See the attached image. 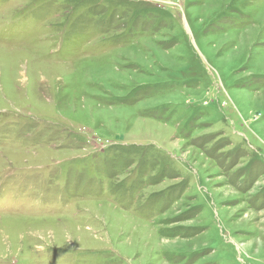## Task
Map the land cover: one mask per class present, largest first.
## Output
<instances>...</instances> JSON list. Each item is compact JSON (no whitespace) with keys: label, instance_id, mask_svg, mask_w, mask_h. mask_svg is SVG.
<instances>
[{"label":"rangeland","instance_id":"rangeland-1","mask_svg":"<svg viewBox=\"0 0 264 264\" xmlns=\"http://www.w3.org/2000/svg\"><path fill=\"white\" fill-rule=\"evenodd\" d=\"M0 264H264V0H0Z\"/></svg>","mask_w":264,"mask_h":264}]
</instances>
